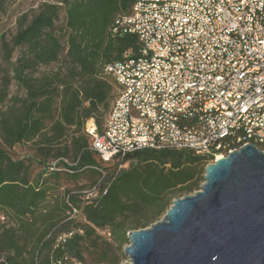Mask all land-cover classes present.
<instances>
[{"label":"trees","instance_id":"trees-1","mask_svg":"<svg viewBox=\"0 0 264 264\" xmlns=\"http://www.w3.org/2000/svg\"><path fill=\"white\" fill-rule=\"evenodd\" d=\"M6 1L0 0V12ZM135 2L45 3L20 20L11 45L5 44L8 60L22 50L13 70L25 98L0 115V214L9 223L0 227V264H86L88 250L97 254L92 264H120L130 232L151 227L175 200L201 190L213 156L142 150L105 163L85 131L94 119L104 132L103 113H109L115 89L106 65L139 56L138 37L117 24L131 15ZM63 10L65 43L56 29ZM64 53L67 74L34 77L37 68L59 62ZM37 139L40 155L57 162L32 179V163L11 152ZM83 176L95 197L56 194L60 179Z\"/></svg>","mask_w":264,"mask_h":264},{"label":"built area","instance_id":"built-area-1","mask_svg":"<svg viewBox=\"0 0 264 264\" xmlns=\"http://www.w3.org/2000/svg\"><path fill=\"white\" fill-rule=\"evenodd\" d=\"M132 9L117 24L138 37L139 56L106 65L118 97L102 134L94 119L85 127L102 160L169 149L214 163L249 144L264 151V0H136Z\"/></svg>","mask_w":264,"mask_h":264},{"label":"water","instance_id":"water-1","mask_svg":"<svg viewBox=\"0 0 264 264\" xmlns=\"http://www.w3.org/2000/svg\"><path fill=\"white\" fill-rule=\"evenodd\" d=\"M204 173L201 190L129 233L125 264H264V151L245 145Z\"/></svg>","mask_w":264,"mask_h":264},{"label":"rangeland","instance_id":"rangeland-1","mask_svg":"<svg viewBox=\"0 0 264 264\" xmlns=\"http://www.w3.org/2000/svg\"><path fill=\"white\" fill-rule=\"evenodd\" d=\"M45 3L56 4L58 0H7L6 7L3 11L0 12V115L3 111H6L8 107L17 103V100L25 98V92L19 86V83L15 79L14 70L15 66L18 63V59L22 55L21 49H16L10 60L7 59V51L5 49V44L11 45L12 39L16 35L20 20L24 16L33 17L38 9ZM66 21V15L64 10L61 11L60 19L56 24V29L58 34H61L62 42L65 43L64 26ZM68 65L65 59V53L62 54L59 62L51 65H42L37 68V71L34 74V77H43L46 75H55L57 73H62V75L67 74ZM115 86L113 91V96L110 100L109 111L111 110L115 100L118 97V87L114 83L113 79H108ZM5 100H2L3 96ZM108 111V112H109ZM107 111L103 113L102 121L107 117ZM104 125V124H103ZM50 124L46 132H48ZM37 139L33 143H27L20 146H17L12 152L11 155L16 160L28 159L32 163L31 168V178L36 179L40 172L45 168V165L54 166L57 162L56 159L44 158L38 152V141ZM92 139L90 140V142ZM72 157L68 159V162L71 163ZM128 165V164H126ZM60 187L56 190V194L59 197L64 196L67 191H72V193L81 196L82 198H93L96 196V192L92 187L91 180L85 176L78 179V181H73L70 179H60ZM194 194V193H193ZM192 195V194H191ZM77 222H83L84 218L82 215L76 218ZM126 247V246H125ZM124 247V249H125ZM97 254L92 250L85 252L86 264H92L91 261L96 260ZM128 261V257L125 256L121 260L120 264H125Z\"/></svg>","mask_w":264,"mask_h":264}]
</instances>
